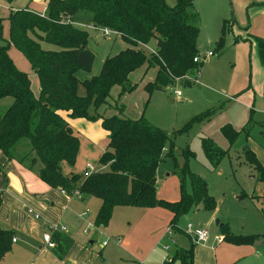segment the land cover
<instances>
[{
    "label": "trees",
    "instance_id": "obj_1",
    "mask_svg": "<svg viewBox=\"0 0 264 264\" xmlns=\"http://www.w3.org/2000/svg\"><path fill=\"white\" fill-rule=\"evenodd\" d=\"M194 1L176 0V4L170 7L165 0H49L45 16L25 9L12 12L9 40L3 39L5 43L0 45V100L10 98L13 101L6 112L0 114V153L14 160V146L28 139L31 152L17 161L20 164L29 162V169L41 162L40 180L68 197L82 195L101 200L102 206L95 221L99 228L109 225L116 207L168 210L174 215L172 228H177L180 218L200 205L204 211L214 212L217 202L209 195L207 182L190 173L188 166L175 173L180 180V201L168 203L157 198V171L166 159L175 160L176 143L171 136L153 126L144 115L138 120H130L123 117L122 109L120 116L104 117L100 114V110L108 105L115 87L121 89L119 99L137 90L138 85L133 84L130 77L145 66L146 73L157 70L155 80L145 86L150 97L156 91L172 88L178 80L188 86L194 85L192 81L205 65V62H194L200 58L197 47L200 30L192 24V19L198 20ZM258 5L264 7V0ZM80 12L91 13L96 28L118 33L127 46L105 60L98 76L83 82L77 75L92 71L95 55L88 47V33L73 25ZM231 22L224 21L222 37L216 44L217 53L225 49L227 28ZM241 40L236 38L235 43ZM254 40L264 67V39ZM243 41L249 42L250 39ZM152 42L156 43V49L149 52L147 47ZM43 44L55 46L59 51L45 50ZM12 46L27 59L37 75L40 83L38 97L32 91L29 75L19 70L11 58ZM81 86L85 96H80ZM210 113L213 112L193 119L181 132L188 131ZM70 119L101 121L103 129L109 133V144L99 163L109 170L93 172L88 177L63 173L62 163L74 166L80 150V141L68 123ZM248 127L247 124L242 133ZM222 130L231 144L242 134L231 125ZM261 135L264 138L263 131ZM203 149L215 170L229 155L207 140L203 141ZM244 150L246 164L258 173L257 181L264 182V167L250 148ZM33 153L36 158L30 159ZM187 156L193 157V154L187 151ZM187 178L191 181V194L186 192ZM252 199L264 202V198L254 195ZM221 234L225 242L236 246H253L264 239V234L234 235L228 226L221 227ZM53 237L57 245L54 252L63 260L73 242L56 234ZM11 249L12 232L2 230L0 262ZM194 252L193 243L166 264H194Z\"/></svg>",
    "mask_w": 264,
    "mask_h": 264
},
{
    "label": "rangeland",
    "instance_id": "obj_2",
    "mask_svg": "<svg viewBox=\"0 0 264 264\" xmlns=\"http://www.w3.org/2000/svg\"><path fill=\"white\" fill-rule=\"evenodd\" d=\"M175 1L165 0L170 7L176 4ZM259 2L261 0H195L193 8L198 15V20L192 19V24L200 30L197 44L200 58L204 60L206 57L205 65L197 77L199 83L198 81L193 82L194 85L188 86V83L184 81H177L172 87L173 91H170L168 87L165 91L154 92L150 97L143 89V85L149 79L146 77L143 80L144 72L138 70L130 77L133 84L139 83L138 89L133 94L128 95L125 100L119 101L121 102L119 104L123 105L125 109L124 118L137 120L144 113L145 118L153 126L166 132L176 143L175 160L166 159L157 171L159 195L168 201L173 200L180 184L179 177L175 173L182 172L184 167L188 166L190 173L207 182L209 195L217 201V210L214 212L204 211L200 205L197 209H193L181 217L177 223V228H172L168 224V228H172V236H168L167 239L169 243L177 241L180 249H189L191 246V239L184 233L190 224L195 229L206 230L209 233L210 246L213 243L216 244L215 239L217 237L221 238L222 226H228L234 235L257 236L264 234V215L262 212L264 211V202H256L252 199L253 195L257 196L258 194L255 191V185L259 182L254 180L257 174L250 165L244 162V149L247 147L245 137L247 138L248 134L254 143L264 149V138L261 135V132L264 131V81L262 77L264 72L261 76L256 66L258 65L262 71L264 68L257 54L255 60L253 59L254 55L252 58V48L249 44L235 43L236 38L241 36L248 38L249 33L259 37L260 35L264 36V14L260 13L264 11L263 7L258 5ZM0 16L2 20L0 45H3L5 43L3 39L5 40L9 35L10 16ZM91 17V13L82 12L75 20V26L90 35L88 47L95 55L92 73H78L77 76L81 82L98 76L102 71L105 58L113 57L119 53L116 48L112 47L117 36L103 37L100 30L92 29ZM225 20L233 22L227 28L226 52L219 55L216 52V44L222 37ZM249 39L251 40V38ZM253 45L254 47L257 46L255 41H253ZM43 48L59 51L57 47L47 44H43ZM210 52L212 57L209 56ZM10 54L18 67L29 75L32 81V91L38 97L40 83L29 62L14 48L10 49ZM256 61L257 65H255ZM250 79L251 88L248 90ZM174 91H180L182 97L178 98ZM234 92L240 93V96L235 98V95H232ZM248 92L253 93V101L250 105L245 101ZM79 93L80 96H85L83 86H81ZM119 93V87L112 90L111 103L115 102ZM4 100L6 99L0 100V114L7 110L2 104ZM110 108L114 109V112L119 111L117 110L119 107L115 106V103L110 104ZM116 112L114 115L120 116V113L117 114ZM207 112L213 113L208 114L203 121L194 123L188 131L181 132L190 121ZM91 113L93 114V110ZM228 124H231L238 133H242L246 124L249 127L245 129V132L238 137L235 143L231 144L222 130ZM204 140L214 144L221 151L229 153L228 157L220 161L216 170L204 152ZM26 145V141H23L14 149V152L23 154V156L28 155L31 150L30 142L28 141L29 149L24 148ZM85 149L86 144L83 143V150L86 151ZM187 151L193 154V157L187 156ZM0 156H2L1 153ZM76 163L77 167L75 164L74 172H77L76 169L80 171L83 166H86L87 161L80 157V163L79 160ZM35 168L37 169L38 165ZM95 169L98 172L109 170L108 167L104 169L98 163ZM81 173L83 174L79 175L85 176V168ZM186 192L192 193L189 178L186 180ZM166 213L169 212L166 211ZM105 240L106 237H99L94 245L95 248H102V242ZM166 246L171 247V244ZM119 247V244L116 245V243L111 242L107 248L103 249L105 261L101 260L100 263L117 264L116 256L119 253ZM133 247L136 250L138 247L139 250L144 248L143 239L135 240ZM244 251L246 255L249 254L244 259L247 260L245 264H264V239L256 248L253 247V250L250 248ZM154 252V254H158L160 251ZM124 260L127 261L126 264H142V262L144 264L146 262V259L125 254ZM152 260L154 264H164L161 261L155 262V257Z\"/></svg>",
    "mask_w": 264,
    "mask_h": 264
},
{
    "label": "crops",
    "instance_id": "obj_3",
    "mask_svg": "<svg viewBox=\"0 0 264 264\" xmlns=\"http://www.w3.org/2000/svg\"><path fill=\"white\" fill-rule=\"evenodd\" d=\"M48 1L49 0H13V2L9 4L6 0H0V15L7 17L8 15L10 16L12 12L25 9L38 15L45 16L48 11ZM260 13L264 14V12ZM79 14H82V12ZM79 14L73 21L74 26L75 20ZM91 18V28L95 30L96 27L93 24V16ZM79 25L81 26V24ZM118 37L115 39L114 45L112 47L116 48L118 52H121L125 50L127 46L121 40V38ZM245 37L246 36L240 37L242 40L239 42V44H249L252 48V58L254 55L253 59L255 60L256 54L260 58L258 44L254 39H264V36L260 35L259 37L249 33L248 38ZM249 38H251L249 42L243 41ZM5 40H9V35L5 38ZM253 41H255L257 46L254 47ZM11 48L14 47L12 46ZM14 49L17 50L16 48ZM147 49L149 52L155 51L156 43L152 42L150 46L147 47ZM225 52L226 46L224 51L218 54H224ZM11 58L13 59L17 68L21 70L16 64L14 58L12 56ZM106 59L107 58H105V60ZM255 65H257V61ZM256 68L262 76L264 69L262 71L258 65ZM140 70H143L144 72V77H142L143 80L146 77L149 79L143 85V89L145 90V86L149 82H153L155 80L157 70L153 69L146 73V66ZM90 73H92V71ZM262 77L264 81V75ZM135 85H138L139 87V83ZM250 88L251 79L248 90ZM119 94L115 102L111 103L109 101L108 105L104 106L100 110V114L102 116H117L114 115L116 111L114 112V109L110 108V104L114 103L115 106L119 107V111L116 113H120V109H122L124 116L125 109L123 105L119 104L121 103L119 101L125 100L127 96L131 94H127L121 99H119ZM232 95H235L236 98L240 96V93L237 94V92H234ZM245 101L248 105L252 104V92L247 93ZM2 102L6 109H8L13 103L12 99H6ZM139 113H141V111H139ZM143 115L145 116L143 113L140 115V118ZM68 123L73 130L74 135H78L80 137L79 139V137L76 136L80 141V150L77 161L79 160L80 163V157H83L86 159L87 163L86 166H83L80 171L76 169L77 172H74V168L77 167V163L76 167L75 165L74 167H71V165L63 162V173L66 176L79 175L83 174L81 172L84 170V168L85 172L88 170L92 172H98V170L95 169V166L97 163L100 165L99 161L103 154L107 151L109 144V133L103 129L101 121L90 122L83 119H70L68 120ZM260 124L262 125V123ZM23 141H26L27 143L24 148L26 147L29 149V140H21L14 146L12 150V155L15 158L14 160H10L5 155L0 156V197L2 199V206L0 208V225L2 230L12 232L11 252L6 255L0 264H101V260H104L103 249L107 248L111 242L116 243V245H120L119 253L116 256L117 264H126L127 261L124 260V254L127 256H138L143 260L146 259L144 264H154L152 260L154 257L155 262L161 261V263L166 264V262L172 260L179 251L183 250L178 248L177 241L169 243L167 239L169 235L166 233L168 232V229H171V227L168 228V224L171 225L174 215L170 211L162 208L142 209L116 207L113 211L112 219L108 227H97L95 225V221L101 209L102 201L92 196L75 195L74 197H68L61 191L54 190L47 186L40 180V171L42 169L41 162L38 161L36 163V165H38L37 169L35 168L36 165L33 169H29L28 162L20 164L17 161L18 159L25 157L23 154H16L14 152V149ZM83 143L86 144V151L83 150ZM245 145L255 153L257 159L264 167V149H261L260 146L254 143L253 139H251V136L249 139L245 137ZM247 147L246 149H248ZM33 158H36L35 153L32 154L30 159ZM90 158L92 159L89 161ZM244 162L246 163V158ZM254 172L256 171L254 170ZM256 174L257 177H255L254 180H257L258 178V173L256 172ZM255 191L258 192L257 197L264 198V182L257 183L255 185ZM157 198L168 203L179 202L181 199L180 184L179 189L177 187L174 199L168 201L159 195L157 182ZM201 208L203 210V207ZM166 211L169 213H166ZM126 215L128 216L126 217ZM124 216L125 219H123ZM51 225H61L66 227V232L57 233L56 235L58 237L68 238L73 242L63 260H60L57 257L56 253L54 252L55 249H48L46 243L44 242V234L49 231V226ZM118 228L121 229L117 230ZM99 237H106V240L102 242V246L106 241H109V243L107 246L96 249L94 245L97 243V239L99 240ZM140 239H143L144 248L139 250L138 247L136 250L133 247V243L135 240ZM217 239H222V242L219 243ZM53 240L55 242L54 237ZM261 240H259L253 246H236L225 242L224 237L221 236V238L217 237L215 239L216 244L213 243L212 246H210V237L206 243L199 245H196L191 239L192 243L195 244L194 264H245L247 260L244 259H246L249 254L246 255L244 250L250 248L253 250V247L256 248ZM167 244H171V247L168 251L164 249L165 245ZM156 250H159L160 252H158V254H154V251ZM176 263L179 262H174L173 264ZM102 264L105 263L102 262Z\"/></svg>",
    "mask_w": 264,
    "mask_h": 264
},
{
    "label": "built area",
    "instance_id": "obj_4",
    "mask_svg": "<svg viewBox=\"0 0 264 264\" xmlns=\"http://www.w3.org/2000/svg\"><path fill=\"white\" fill-rule=\"evenodd\" d=\"M96 30H100V33L102 34L103 37H111V36H119L118 33L111 31L109 29L106 28H95ZM209 56L212 57V53H209ZM206 57H204V60L201 58H197L194 60L195 63H201V62H205ZM198 81L197 78L194 79V83H196ZM179 82V80H178ZM170 91H173L172 88H170ZM174 93L176 94V96L182 97V93L180 91H174ZM86 171L85 172V176L88 177L90 173H93L92 171ZM67 228L61 225H51L49 226V231L44 234V242L47 245V248L50 250H54L56 249L57 245L53 240V235L57 234V233H63L66 232ZM167 234L171 237L172 236V228L168 229ZM185 234L188 235L193 242L196 245L202 244V243H206L209 240V233L206 230H201V229H195L191 224L187 226V229L185 231ZM219 243L222 242V239H217ZM109 243V241H106L103 243V246H107ZM165 249L168 251L170 249V246H166ZM166 262V261H165ZM165 264V263H164Z\"/></svg>",
    "mask_w": 264,
    "mask_h": 264
},
{
    "label": "water",
    "instance_id": "obj_5",
    "mask_svg": "<svg viewBox=\"0 0 264 264\" xmlns=\"http://www.w3.org/2000/svg\"><path fill=\"white\" fill-rule=\"evenodd\" d=\"M248 148V147H247ZM2 234V228H1V225H0V235Z\"/></svg>",
    "mask_w": 264,
    "mask_h": 264
}]
</instances>
